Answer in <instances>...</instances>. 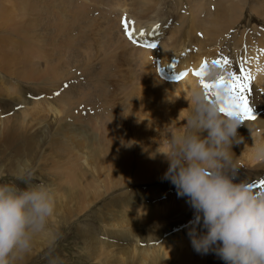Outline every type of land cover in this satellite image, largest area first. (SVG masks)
Instances as JSON below:
<instances>
[{
  "label": "bare ground",
  "instance_id": "1",
  "mask_svg": "<svg viewBox=\"0 0 264 264\" xmlns=\"http://www.w3.org/2000/svg\"><path fill=\"white\" fill-rule=\"evenodd\" d=\"M127 1L0 0V96L31 105L0 122V175L14 176L25 159L50 173L55 197L62 192L53 224L120 191L95 213L103 239L89 225L77 230L98 264H224L211 252L196 253L187 231L184 239L181 230L160 239L171 230L166 221L193 217L187 198L162 179L168 167L162 129L183 130L199 82L192 70L229 54V65L215 66L225 76L241 67L251 73L246 95L255 117L237 128L235 171L255 166L244 182L264 188V162L251 155L252 145L264 141V0ZM245 12L262 27L238 29ZM124 22L135 39L143 30L155 48L129 40ZM180 69L187 75L176 81ZM74 78L79 84L68 86ZM7 82L20 90L31 85L35 100Z\"/></svg>",
  "mask_w": 264,
  "mask_h": 264
},
{
  "label": "clouds",
  "instance_id": "2",
  "mask_svg": "<svg viewBox=\"0 0 264 264\" xmlns=\"http://www.w3.org/2000/svg\"><path fill=\"white\" fill-rule=\"evenodd\" d=\"M219 76L215 65L205 70L209 82ZM214 91L206 96L198 82L190 92L183 130L162 129L167 150L161 153L168 163L162 179L193 209L187 235L196 253L211 252L224 264H264V188L234 182L238 165L231 146L242 139L237 134L242 120L221 111L225 91ZM251 155L264 162V141L252 145ZM14 176L23 186L0 183V264L23 257L41 234L47 240L46 264H63L56 253L60 233L49 227L55 214L53 191L36 181L26 159L17 162Z\"/></svg>",
  "mask_w": 264,
  "mask_h": 264
},
{
  "label": "rangeland",
  "instance_id": "3",
  "mask_svg": "<svg viewBox=\"0 0 264 264\" xmlns=\"http://www.w3.org/2000/svg\"><path fill=\"white\" fill-rule=\"evenodd\" d=\"M72 1H74V0H72ZM128 1H131V0H128ZM128 1L126 3H129ZM167 1H170V0H167ZM53 13L56 14L55 12H53ZM244 14H245V16H244L245 18H242V20H241L242 23H241V25L238 26V29L242 30V28H243L245 30H249L248 28H250V26L252 27L254 25H256L257 28L262 27V25H261L262 21H260L259 19H256L257 17H255L251 12L248 14H246V12H245ZM90 15H91V17L96 16L93 11H91ZM250 15H253V16L251 17ZM248 16L250 17V19ZM247 20L249 22L250 21L251 22L249 23ZM252 23H253V25H251ZM151 25H153V24H151ZM123 26H124V23H123ZM75 33H76V31L73 34H75ZM228 55L223 54V56H221V58L222 57L229 58ZM219 59H220V57H219ZM13 80H15V79L10 78V81H13ZM75 82H76V84H79V81L76 78H74V79L70 80V83L68 86H70L71 84H74ZM8 83L9 82L6 83L7 86H11L12 88H14L18 93H20L21 96L24 95L26 100H35V97H33L31 94L36 95L37 93L34 91L35 89L31 85L29 86V85L23 83L21 85V90H20L19 86L17 84H14V83L8 84ZM68 86H67V88H68ZM19 90H20V92H19ZM30 90H33V91H30ZM29 91L31 93H28ZM5 98H6L5 95L0 96V111L2 112V113H0V122L1 123H3L5 118L12 117L11 116L12 112L13 113H16V112L19 113L22 110H25L27 107L31 106V105L22 106V105L18 104L15 100H12V98H8V99H5ZM157 117L160 119L162 116L157 114ZM241 124H242V122H241ZM1 162H4V161L0 160V173L2 171L1 170V168H2ZM36 165H37V163H36ZM34 167H35V165L33 166V168ZM254 167L252 166L251 170ZM248 168H250V167H248V165H246L242 168H239V170L237 169L235 171L234 179L237 182H240V181H245L244 177H246V176L247 177L253 176L256 171L255 172L251 171ZM241 170H242V172H241ZM253 170H257V169L254 168ZM34 174H35V179L37 182L45 183L46 185H48L51 188V190L54 188L53 187L54 178L50 175V173H42L40 171H37L36 168H34ZM242 175L244 177H242ZM0 183H9V184L18 183V184H20V182L15 179V176L7 175L5 173H2L0 175ZM260 185H261V183H260ZM20 186H23V184H20ZM125 190H128V188H125ZM117 192H120V191H112L109 195H104L105 200L103 202H101V200H100L96 204L91 205L83 214H81L79 216H73L71 219L67 220V215L64 214L63 217H56V221L57 222L59 221V224H53L52 222L49 223V227L51 229H53L54 231H58L60 233V239L57 241V245H56V253L63 260V264H98L94 260L87 257L85 247L82 243V239H81L80 235L78 234L77 230H78V228H83L85 226L87 227V225H89L90 227H92V229L95 228L94 229L95 235L97 234L96 236L101 237V239H103L104 236H102V235L104 233L102 234V231L100 232V229H101L100 225L101 224L97 220V217H96L97 215L95 213H96V211H100V209L103 207V205H105L108 201H110L111 199L120 195V193H117ZM60 193L62 194V192H59L56 194V197H55V204H56L57 209H61L59 204H62V201H59L60 197L62 196ZM63 202H64V200H63ZM184 219H185V216H184V214H182L177 220L173 219L171 221V219H170L169 221H166L168 229H171V230H168L167 232H163L160 239H163L164 237L169 238L172 235V233L177 232L179 230H181V232H182L181 236L180 235L179 236L182 237L183 239L186 238L185 237L186 236L185 231H187V230H185L184 228L188 227V223H184L183 222ZM149 229H154V228H149ZM182 230H184L185 233H183ZM130 237L128 239V242L133 243V240H131ZM157 239H159V238H157ZM45 240H46V238L42 234L35 236L31 250L27 254H25L23 257L18 258L20 260L13 259L10 262V264H46V261L44 259V252L46 250L47 241H45ZM107 242H113V241L108 240ZM151 244H155V241H152ZM40 245H43V247H41L42 249L39 248Z\"/></svg>",
  "mask_w": 264,
  "mask_h": 264
},
{
  "label": "snow or ice",
  "instance_id": "4",
  "mask_svg": "<svg viewBox=\"0 0 264 264\" xmlns=\"http://www.w3.org/2000/svg\"><path fill=\"white\" fill-rule=\"evenodd\" d=\"M124 31L128 36V39L134 44H139V46L149 49L156 46L155 43L143 39L145 37V32L143 30L139 32V37L141 39H135L134 30L130 31L126 22H124ZM148 35H152V33H149ZM259 51L264 53V49H260ZM212 63L213 65L224 67L229 65V60L227 57H222L220 59L213 60ZM205 70L206 62H202L199 69L192 70V74L199 78V83L205 90V95H215L216 93L214 89L223 88L225 91V99L224 103L221 105V111L227 114H238L241 120H255V117L252 115L251 108L249 107L246 95L252 79L251 73L245 71L244 68L241 67L239 74L236 72H228L226 76L220 75L216 81L209 82L204 78ZM185 75H187V71H182L175 77V79L180 80ZM261 185L264 186V181L261 182Z\"/></svg>",
  "mask_w": 264,
  "mask_h": 264
}]
</instances>
